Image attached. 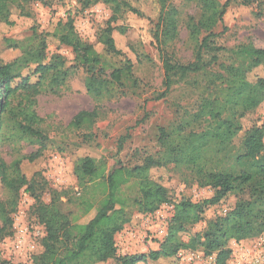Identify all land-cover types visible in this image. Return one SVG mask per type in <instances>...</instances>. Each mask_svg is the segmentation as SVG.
Listing matches in <instances>:
<instances>
[{"label": "rangeland", "instance_id": "rangeland-1", "mask_svg": "<svg viewBox=\"0 0 264 264\" xmlns=\"http://www.w3.org/2000/svg\"><path fill=\"white\" fill-rule=\"evenodd\" d=\"M127 2L135 11L123 6L118 14L116 25L124 32L115 31V39L127 55H117L107 51L99 44L101 29L112 16V7L103 0L85 4V0H33L28 3L9 4L13 13L14 26H8L0 20V61L8 62L17 57L19 49L8 45L6 39H23L30 36L34 29L40 33L48 31L53 24L62 19L71 18L75 22L80 36L88 43L100 48V68L106 77H110L115 69L124 66L127 58L133 62L132 74L124 77L120 84L113 86V97L101 101L94 100L85 88L86 68L75 60V53L52 36L47 38L48 60L61 55L65 68H71L64 84L57 92L48 89L34 98L32 109L43 118L44 133L48 140L41 144L32 142L20 131L18 122L22 120L21 109L28 106L23 92H18L11 99V111L2 114L4 127L1 131V156L8 165L21 158V172L28 178L39 182L37 194L45 203L58 196V207L74 222L86 223L96 213L93 209L85 213L79 201L85 193L74 174L75 159L85 155H93L100 162H105L108 171L114 167L125 165L133 167L144 163L147 157L165 161L164 168L157 167L151 171L154 178L162 181L169 189L170 202L162 205L155 213L143 214L135 204L140 197L139 183L136 180L122 186L121 193L127 198L125 204L129 221L123 230L115 236L118 256L142 255L137 264H211L216 254L206 255L199 247L195 250L182 249L172 257L150 258L151 251L158 250L161 241L168 233L169 223L174 215L175 204L181 199H190L194 203L202 202L213 196L212 186H201V167L184 160H174L170 156L169 147L175 146L191 131L205 128L207 116L197 117L203 103L219 96L220 86L228 77L225 67L242 58L237 51L243 44L253 42L264 47V0H258L251 6L232 4L227 8L223 21L217 23L213 31L215 45L222 47L218 59L198 74H189L184 78L176 77L170 93L162 99H156L164 89V67L158 43L154 37L155 25L159 18V0H121ZM223 4L226 0H217ZM178 13L179 34L168 41L165 52L175 62L193 61L202 38L207 34L202 31L192 34L191 25L201 18L202 4L199 0H169ZM132 46L135 52L129 50ZM135 53V54H134ZM206 57H209L206 55ZM264 76V67L256 68L249 79L254 81ZM98 108L101 117L93 128V138L86 142L84 130H73L69 123L81 110ZM228 112H224V116ZM243 130L233 139L236 148L240 146L244 131L264 122V101L255 109L240 118ZM167 139L163 141V137ZM38 152L33 161L25 157ZM228 149L218 148L211 144L201 161L202 170H212L223 163ZM85 195V194H84ZM89 196V194H88ZM100 199V192H96ZM248 193L235 194L215 206H207L202 219L189 226L182 238L188 241L191 235L203 231L209 221L230 211L239 199H245ZM72 199V200H71ZM15 201V204L12 202ZM35 197L23 186L14 195L0 178V204L11 210L6 222L0 211V257L11 263L35 264V257L43 250V238L46 228L36 221L33 207ZM22 213V217L17 219ZM22 221L28 226L29 241L36 245L33 252L16 255L12 250L15 239V223ZM41 236H37L38 233ZM257 237L242 240L231 239L228 247L232 254L228 264H243L244 258L251 255L258 245ZM33 253V254H32ZM97 264H120L116 258Z\"/></svg>", "mask_w": 264, "mask_h": 264}, {"label": "trees", "instance_id": "trees-1", "mask_svg": "<svg viewBox=\"0 0 264 264\" xmlns=\"http://www.w3.org/2000/svg\"><path fill=\"white\" fill-rule=\"evenodd\" d=\"M30 1L33 0H0V20L8 26H14L15 20L8 8L9 4ZM95 1L97 0H85V4L89 5ZM168 1L159 0L161 8L154 31L165 70V89L156 99L165 98L170 93L176 77L184 78L189 74L206 71L212 62L218 59L217 54L222 47L215 45L214 38L217 33L213 28L218 21H223L228 7L232 4L251 6L258 0H226L223 4L217 0H199L202 4V15L198 22L191 25V30L192 34L202 31L207 34L199 43L194 60L188 63L175 62L165 52L168 41L175 39L179 34V12ZM103 2L112 7L113 13L106 26L101 29L99 44L114 54L127 55L128 52L123 51L115 39V31L124 32L116 22L123 6L133 11L135 9L121 0ZM49 36L73 49L76 63L86 68L87 93L96 101L113 97L114 84H120L124 77L132 74L134 62L127 58L123 67L115 69L109 78L106 77L99 67L100 48L80 36L71 18L66 21L59 19L48 31L40 33L34 29L30 36L23 39L7 38L8 45L19 49L21 53L11 61H0V141L4 127L2 114L11 111V99L18 92H23L29 103L20 111L22 120L18 122V131L32 142L44 144L48 140L42 126L44 120L32 109V103L37 95L48 89L57 92L71 70L65 68L61 55L48 60ZM128 47L135 52L132 46ZM237 53L242 61L225 67L228 77L220 86L219 96L206 100L197 115L199 118L207 116L206 127L191 131L180 143L169 147L168 152L174 160L186 159L195 165L198 164V167H201L202 180L199 184L212 186L214 194L202 202L194 203L183 198L175 204L167 235L161 241L160 248L149 253L153 260L175 256L182 249L195 250L201 247L206 255L216 254L211 264H228L232 254V249L228 247L231 239L242 240L264 233V122L262 125L246 129L238 148L232 142L243 130L240 118L264 101V76H259L254 81L249 79V75L256 68L264 67V47L249 42L241 45ZM224 112H228L226 117H223ZM100 117L101 111L98 108L81 110L74 115L69 128L84 130L83 138L89 142ZM167 136L163 137V141ZM213 143L218 148H227L228 154L217 168L202 170L204 163L201 161L205 162V154ZM38 155L39 153L35 152L25 158L33 161ZM21 162L22 159L19 158L8 165L0 150L1 180L14 195L26 186L36 199L33 207L36 221L46 228L43 238L44 250L35 257V264H97L112 258H116L120 264H137L140 258L146 259L144 255L139 257L117 254L115 236L129 221L125 207L127 198L122 195L121 189L133 180L138 181L140 197L135 199V204L143 214L155 213L162 205L170 202L167 185L162 179L160 181L151 174L157 167L164 168L167 165L165 161L147 157L141 165H120L108 171L106 163L100 162L93 155L76 158L74 174L85 191V195L79 197V205L85 213L96 209L93 218L86 223L74 222L69 214L64 213L58 207L56 195L51 202H42L40 194L36 193L40 187L39 182L28 179L21 172ZM96 192H100L99 200L95 197ZM244 193H248V197L239 199L225 215H219L209 221L203 231L191 235L188 241L183 240V232L201 221L207 206L218 205L232 195ZM0 211L6 222H12L8 217L10 211L2 204ZM0 264L14 263L0 257Z\"/></svg>", "mask_w": 264, "mask_h": 264}, {"label": "built area", "instance_id": "built-area-1", "mask_svg": "<svg viewBox=\"0 0 264 264\" xmlns=\"http://www.w3.org/2000/svg\"><path fill=\"white\" fill-rule=\"evenodd\" d=\"M22 217V213L18 215L17 219ZM15 239L13 241L12 250L13 252L23 258V252H33L36 249L35 243L29 241L28 237V226L23 225L22 221L15 223ZM37 236H41L39 232ZM33 254V253H32ZM243 264H264V237L259 239L258 245L255 247L254 252L251 255H248L243 260Z\"/></svg>", "mask_w": 264, "mask_h": 264}]
</instances>
